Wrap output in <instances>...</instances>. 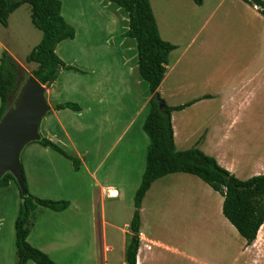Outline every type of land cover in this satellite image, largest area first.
Wrapping results in <instances>:
<instances>
[{
	"label": "crops",
	"instance_id": "obj_1",
	"mask_svg": "<svg viewBox=\"0 0 264 264\" xmlns=\"http://www.w3.org/2000/svg\"><path fill=\"white\" fill-rule=\"evenodd\" d=\"M150 3L162 39L177 47L159 87L169 106L181 107L172 112L177 150L197 147L241 180L263 175L264 16L243 0ZM126 38L114 43L117 63L113 61L103 76L120 72L126 77V87L118 90L120 95L127 93L135 107L127 78L132 69L125 57ZM5 49L0 42V59ZM75 92L60 99L48 88L52 109L42 121L41 134L80 158V170L39 142L22 153L30 192L41 199L69 202L64 211L38 207L28 241L57 264H77L87 234L81 225L91 222L92 241L84 246H94L90 261L127 264L135 208L123 220L113 208L134 206L149 138L144 122V132L137 128L130 133L131 126L126 127L125 96L111 100L96 86ZM66 102L77 103L82 110L54 109ZM145 107L141 103L136 113ZM112 189L118 190L116 198L108 196ZM223 202L219 192L190 173L154 181L141 204L137 264H264V223L248 245L223 214ZM20 204L21 193L13 181L0 187V264H17L15 223ZM96 205L102 210L94 215Z\"/></svg>",
	"mask_w": 264,
	"mask_h": 264
},
{
	"label": "trees",
	"instance_id": "obj_2",
	"mask_svg": "<svg viewBox=\"0 0 264 264\" xmlns=\"http://www.w3.org/2000/svg\"><path fill=\"white\" fill-rule=\"evenodd\" d=\"M106 1L126 13L127 25L123 35L135 42L137 68L141 79L148 86L150 95L149 111L143 124V129L149 138V146L142 181L134 198L135 209L130 223L132 236L126 249L127 264H137L140 246V209L145 194L157 179L179 172L196 175L219 192L224 198L223 214L245 238L247 244H253L264 223V174L241 180L222 167L214 157L197 147L177 150L172 112L181 107L169 106L159 93L170 54L177 47L162 39L150 0ZM243 1L252 7H257L264 16V0ZM194 2L197 5L203 4V0H194ZM25 4L30 6L33 25L42 32V39L26 57L27 63L37 65L31 74L43 86L48 87L57 81L62 69L84 73L78 67L66 64L56 52L59 44L66 40H74L76 37V30L62 15L61 0H0V24L8 27L11 14ZM0 61L1 120L26 73L7 50L3 51ZM158 102L164 104L162 111ZM54 109L80 111L82 107L77 103L66 102L56 104ZM39 143L71 160L75 171L80 170L82 161L77 156L68 153L46 137H42ZM11 181L17 185L14 177L6 174L0 180V186L6 187ZM27 192L25 199L21 197L20 210L15 223L17 264H27L30 260L36 264H57L47 254L29 243L31 219L38 207L64 211L69 207V202L38 198L30 192L28 185Z\"/></svg>",
	"mask_w": 264,
	"mask_h": 264
},
{
	"label": "rangeland",
	"instance_id": "obj_3",
	"mask_svg": "<svg viewBox=\"0 0 264 264\" xmlns=\"http://www.w3.org/2000/svg\"><path fill=\"white\" fill-rule=\"evenodd\" d=\"M162 1L164 4L170 2V0H153V3L157 6V4L160 5ZM206 1L208 4L209 1L214 2L216 0ZM61 2L62 10L64 6L65 16L63 15V17L76 30V37L74 40H66L59 44L57 53L66 64L82 68L84 73L62 69L57 81L52 86H48V88H51L54 94H59L60 99L67 98L71 93H76L75 91L79 87L84 89L94 86L101 87L102 90L106 92V96L111 100L117 99L119 96H125L126 127L131 126V130L127 129L126 133H128L129 130L131 133L133 129L137 128L144 132L142 124L148 114V101L150 100V95L148 94V86L141 79L137 68L136 45L133 40L126 38L124 45L126 48L125 57L128 61V67L132 69L131 74H129L127 78L131 81L130 86H132L134 90L136 106L133 107L131 105L132 101L130 102L127 100V93L120 95V91L118 90V87H126V77H123L120 72L118 75L113 74L109 77L103 76L108 72L107 67H112L113 61L117 63L113 48L115 46L114 43H117L118 39L124 38L123 34L127 25L126 13L106 0H61ZM116 36H118V38ZM109 38L114 39L111 41ZM41 39L42 32L32 23L31 10L28 4L23 5L11 15L8 27H4L0 24V42L5 46V50L12 53L26 75L31 74L37 67L34 63H27L26 57ZM84 69L92 71L93 73H88ZM141 103L147 107H145L141 113L137 114L136 109ZM134 117L135 122L131 123ZM109 207L112 208L111 204H109ZM124 207L125 205H119V207L116 206L113 208L118 213H122L120 217L122 220L126 218L131 212V209L134 208V206ZM86 208L87 207H84V209ZM101 210L102 208L96 205L94 215L100 213ZM78 216L80 217V214H78ZM89 224L85 221L81 225L87 234L86 237L82 239L83 244L79 246L77 264H93L89 258L92 253L91 250H94V246H92V249L88 248L89 241H92L90 234L92 227H90ZM85 245L88 247H84Z\"/></svg>",
	"mask_w": 264,
	"mask_h": 264
},
{
	"label": "water",
	"instance_id": "obj_4",
	"mask_svg": "<svg viewBox=\"0 0 264 264\" xmlns=\"http://www.w3.org/2000/svg\"><path fill=\"white\" fill-rule=\"evenodd\" d=\"M47 90V86H43L32 74H27L0 120V180L11 174L22 199L28 194L22 153L29 144L42 140L41 124L52 109L46 96ZM158 104L162 111L164 104Z\"/></svg>",
	"mask_w": 264,
	"mask_h": 264
},
{
	"label": "built area",
	"instance_id": "obj_5",
	"mask_svg": "<svg viewBox=\"0 0 264 264\" xmlns=\"http://www.w3.org/2000/svg\"><path fill=\"white\" fill-rule=\"evenodd\" d=\"M108 196L110 198H116L118 196V190L117 189H112L108 191Z\"/></svg>",
	"mask_w": 264,
	"mask_h": 264
}]
</instances>
